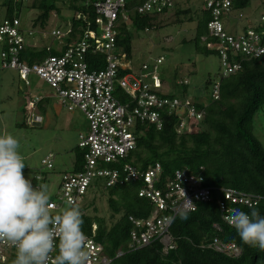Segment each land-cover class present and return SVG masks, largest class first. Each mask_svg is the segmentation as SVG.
I'll return each mask as SVG.
<instances>
[{
    "label": "built area",
    "instance_id": "2783aa9c",
    "mask_svg": "<svg viewBox=\"0 0 264 264\" xmlns=\"http://www.w3.org/2000/svg\"><path fill=\"white\" fill-rule=\"evenodd\" d=\"M182 1L195 0H145L136 12L139 15L161 14ZM199 1L209 15L206 29L208 37L214 41L209 48L218 58L222 70L220 78L237 73L241 68L240 61L244 59L264 57V14L258 20L244 24L240 32H230L231 16L238 12L233 9V0ZM85 4L96 15L94 29L87 23V28L69 45L66 40L71 34L70 25L65 31L52 30L50 36L59 43V47L54 49L39 45L40 39L45 37L44 30L25 31L19 18L0 17V71H15L25 88L30 86V76L44 82L55 91L68 112L77 109L88 124L87 132L78 135L81 168L78 172L62 175L58 202H50L46 206V210L53 214H49L45 222L9 227L5 224L4 208L0 207V264L17 263L15 257L18 254L32 258V264H58V257L63 254L75 264H113L114 259L123 254L122 251L111 259L93 238L67 237L66 227L73 210L81 206L89 192L102 193L130 183H140L138 197L148 201L153 211L143 220L128 218L133 226L128 251L154 243H159L165 254L175 249L169 229L177 214L192 212L198 203L210 202L215 191L218 193L216 205L221 222L238 231L258 233L264 246V223L255 224L248 213L258 207L264 197L233 189L206 187L201 176L186 170H177L165 180L161 177L159 164L141 171L123 162L136 149V139L142 134L141 127L151 126L159 131L163 125V114H174L179 121L177 132L185 128L192 132L203 117V111H197L187 99L161 93L162 82L158 75L161 58L142 64L134 73L127 65L129 62L124 61L125 54L116 40L121 25L130 24L126 0H85ZM236 19L242 20L243 15L239 14ZM27 37L32 39L37 52L43 49L46 53L54 51L55 54L31 65L23 63L21 57ZM88 53L103 56L104 68L90 70L86 61ZM220 78L211 82L212 101L219 99ZM182 83L187 84L186 81ZM40 101V97L28 101L32 124L42 123L35 109ZM41 165L52 170V155L43 159ZM41 175L34 178V190L37 192L41 191ZM63 205L69 209L56 215ZM212 228L220 232L218 224H213ZM95 229L92 225V230ZM207 248L232 258L241 253L235 244L223 243L218 238H213Z\"/></svg>",
    "mask_w": 264,
    "mask_h": 264
},
{
    "label": "trees",
    "instance_id": "16d2710c",
    "mask_svg": "<svg viewBox=\"0 0 264 264\" xmlns=\"http://www.w3.org/2000/svg\"><path fill=\"white\" fill-rule=\"evenodd\" d=\"M144 2L145 0H126V14L130 25H121L116 40L117 46L125 54V62L132 60V32L144 33L160 28L158 19L168 12L165 10L161 14L139 15L136 8ZM250 2L251 0H233V9L242 11L249 7ZM58 3L59 0H32L27 9L40 11L37 22L44 26L52 12H60ZM179 6L177 4L173 8L176 17L189 13V9L180 10ZM0 8L2 18H20L24 2L3 0ZM66 8L72 14L71 34L66 40L69 45L87 28V23L94 29L96 15L90 6H86L85 0H66ZM78 16L80 19H77ZM208 21L209 15L202 9L195 25L194 38L189 41L194 44L196 52L206 56L216 55L209 48L214 41L207 34ZM244 28L246 29V25ZM202 38H205L204 42ZM36 50L32 44L26 43L22 62L31 65L55 54L54 51L46 53L43 49L39 52ZM86 61L90 70L102 69L105 65L103 56L98 54L88 53ZM240 64L241 68L237 73L220 78L217 101L210 100L207 104L191 101L197 111H203V117L192 132L185 128L178 133L177 116L163 114L161 130L157 131L146 125L140 128L142 134L136 139V149L123 162L141 171L159 164L161 177L165 180L170 179L177 170H186L201 176L206 187L233 189L264 197V148L253 134L254 117L264 105V57L244 59ZM182 82L175 84L183 88L182 93L185 95L187 84ZM211 82L208 78L205 87H209ZM27 114L28 116L24 114L26 120L29 117V113ZM81 162L82 154L77 152L71 173L80 170ZM34 186L35 181L32 180L30 187L33 190ZM140 187V183H130L103 192L106 195L108 218L100 217L95 208L93 215L85 212L92 206L94 198L83 204L70 217L66 236L93 238L111 259L115 258L118 251H122L123 254L114 259L113 264H264L262 236L238 231L223 224L216 205V191L210 202L198 203L192 212L177 214L169 229L175 249L165 254L162 246L154 243L142 249L128 251L129 234L133 228L128 218L143 220L153 211L148 201L138 197ZM248 213L252 215L255 224L262 225L264 200ZM213 224L220 226V232L213 230ZM92 225H95V231L92 230ZM213 238H218L223 243L235 244L241 250L240 255L236 258L227 257L207 248ZM23 264H32V258L25 257ZM58 264L75 263L68 255L63 254L58 257Z\"/></svg>",
    "mask_w": 264,
    "mask_h": 264
},
{
    "label": "rangeland",
    "instance_id": "374dc122",
    "mask_svg": "<svg viewBox=\"0 0 264 264\" xmlns=\"http://www.w3.org/2000/svg\"><path fill=\"white\" fill-rule=\"evenodd\" d=\"M31 1H24L19 18L22 28L25 31L44 30L45 37L40 39L39 45L58 48V40L53 39L50 32L55 29L65 31L70 25L72 14L66 8V0H59L60 12H52L44 26L37 22L41 12L27 9ZM179 5L180 10L189 9V13L176 17L172 9L158 19L160 28L144 33L132 32V60L127 65L134 73L142 64L161 58L162 65L158 72L163 82L161 93L207 104L211 100V87H205V81L208 78L219 80L222 70L216 55L198 53L194 44L189 42L194 38L195 25L203 9L201 1H182ZM239 14L243 15L240 21L236 19ZM261 14H264V0H251L249 7L232 14L228 30L238 33L244 24L258 20ZM32 42L27 37L26 43ZM182 81L187 82L185 95L182 93L183 88L175 84ZM35 97L41 98L35 107L43 119L40 124H32L30 118L26 120L24 116H28L30 110L28 101ZM87 129L83 114L77 109L68 112L55 91L44 82L30 76V86L25 88L15 71H0V207L4 208L7 226L43 223L49 214H53L46 210V206L50 202H58L61 177L64 173H71L75 154L79 152L78 135L86 133ZM253 129L255 138L264 148V105L254 117ZM48 155H52V170H46L41 165ZM40 173L43 182L41 191L37 192L30 185ZM93 198L92 206L85 212L93 215L95 208L100 217L108 218L106 195L103 192H89L81 207ZM68 209V206L63 205L55 214H63ZM15 260L23 264L24 256L18 254Z\"/></svg>",
    "mask_w": 264,
    "mask_h": 264
},
{
    "label": "crops",
    "instance_id": "0c3cea01",
    "mask_svg": "<svg viewBox=\"0 0 264 264\" xmlns=\"http://www.w3.org/2000/svg\"><path fill=\"white\" fill-rule=\"evenodd\" d=\"M200 15H201V14H200ZM200 15H199V16H200ZM25 109H26V107H25ZM37 115H38L39 117H41L40 114H39V112H37ZM42 123H43V119H42ZM73 164H74V163H73ZM72 166H73V165H72Z\"/></svg>",
    "mask_w": 264,
    "mask_h": 264
}]
</instances>
